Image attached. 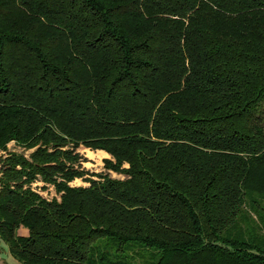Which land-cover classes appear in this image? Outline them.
Instances as JSON below:
<instances>
[{"label":"trees","instance_id":"16d2710c","mask_svg":"<svg viewBox=\"0 0 264 264\" xmlns=\"http://www.w3.org/2000/svg\"><path fill=\"white\" fill-rule=\"evenodd\" d=\"M0 152L21 264H264V0H0Z\"/></svg>","mask_w":264,"mask_h":264},{"label":"rangeland","instance_id":"374dc122","mask_svg":"<svg viewBox=\"0 0 264 264\" xmlns=\"http://www.w3.org/2000/svg\"><path fill=\"white\" fill-rule=\"evenodd\" d=\"M9 151L26 154L27 156H29L31 153V151H25L23 148L15 145L14 143H11L9 145ZM77 152L80 153V155L86 160V162L83 164V168L89 171L90 174L108 173L104 168L103 161L104 159H108L110 157L99 153L100 151H92L90 149H85L84 147H80ZM90 153L94 154L92 158H90ZM4 154L5 153L0 152V159L5 156ZM112 176L113 178L124 179L123 176H119L116 174H112ZM72 186L88 187L89 184L85 183L81 179H78L72 183ZM40 194L48 200L57 197V194L53 187H49L46 190H41ZM121 255L122 257H124V260L127 261L129 264H156L159 259L154 249L142 247L135 244L129 246L125 253H122ZM1 262L2 264H21L9 254L7 244L0 241V263Z\"/></svg>","mask_w":264,"mask_h":264},{"label":"crops","instance_id":"0c3cea01","mask_svg":"<svg viewBox=\"0 0 264 264\" xmlns=\"http://www.w3.org/2000/svg\"><path fill=\"white\" fill-rule=\"evenodd\" d=\"M19 235L20 236H27L28 235V232L26 231V230H21L20 232H19ZM2 242V241H1ZM8 251H9V248H8ZM9 254H10V252H9ZM11 255V254H10ZM0 264H2V262L0 263ZM4 264V263H3Z\"/></svg>","mask_w":264,"mask_h":264},{"label":"bare ground","instance_id":"6f19581e","mask_svg":"<svg viewBox=\"0 0 264 264\" xmlns=\"http://www.w3.org/2000/svg\"><path fill=\"white\" fill-rule=\"evenodd\" d=\"M99 153H101V154H103V155H105L107 157H110L106 152L100 151ZM93 156H94V154L90 153V158H92Z\"/></svg>","mask_w":264,"mask_h":264}]
</instances>
